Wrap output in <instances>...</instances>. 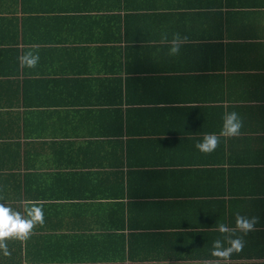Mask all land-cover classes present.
<instances>
[{
	"label": "crops",
	"instance_id": "crops-1",
	"mask_svg": "<svg viewBox=\"0 0 264 264\" xmlns=\"http://www.w3.org/2000/svg\"><path fill=\"white\" fill-rule=\"evenodd\" d=\"M29 202L0 264H264V0H0V204ZM237 212L257 225L218 260Z\"/></svg>",
	"mask_w": 264,
	"mask_h": 264
},
{
	"label": "clouds",
	"instance_id": "clouds-1",
	"mask_svg": "<svg viewBox=\"0 0 264 264\" xmlns=\"http://www.w3.org/2000/svg\"><path fill=\"white\" fill-rule=\"evenodd\" d=\"M178 33H173L171 38L162 37V42L168 46V55L176 56L180 53L181 46L186 40ZM39 61V56L32 52L26 53L21 58V64L27 68H34ZM244 126V118L241 113L233 110L226 111L221 117L219 136L232 138L239 136ZM219 143L215 133L204 135L202 141L195 147L202 153L214 151ZM258 222V218L248 214H235L234 225L231 227L225 223H215L214 229L219 233L212 241L210 255L218 260H228L234 254L241 253L245 248V237L251 233ZM44 212L35 202H29L23 213L0 204V254L10 256L7 241L9 239H27L36 225H43Z\"/></svg>",
	"mask_w": 264,
	"mask_h": 264
}]
</instances>
